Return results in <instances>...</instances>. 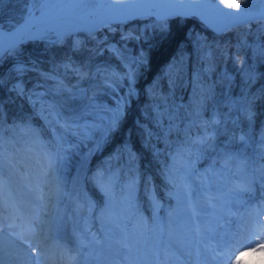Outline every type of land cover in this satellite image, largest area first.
Returning a JSON list of instances; mask_svg holds the SVG:
<instances>
[{
    "label": "rangeland",
    "instance_id": "rangeland-1",
    "mask_svg": "<svg viewBox=\"0 0 264 264\" xmlns=\"http://www.w3.org/2000/svg\"><path fill=\"white\" fill-rule=\"evenodd\" d=\"M55 1L58 0H29L23 17L32 10L37 12L48 3ZM59 1L66 3L68 0ZM216 1L220 2V0ZM106 3L107 0H79V3L71 13L85 12L88 7L90 9L96 4L101 7V5ZM263 7L264 0H249L247 4L248 11L261 10ZM91 14H94V12H91ZM94 16L96 15L94 14ZM125 21L127 20L102 26L106 30L100 35L96 34L98 30H70L69 32L58 34L48 29L38 32L36 38H34H44L47 41L55 40L58 42L68 41L71 48L78 51L88 46L90 51L81 61L73 57H63L58 60L57 64L52 65L50 69H46L32 55L24 57L14 52L15 48L7 52V56L0 58L1 62L6 57L2 62L0 82L8 85V90L25 102L29 108L28 116L30 118L33 117V119L29 120H7L5 111L2 112L0 105V121L4 123L6 129H10L14 125H19L20 127L30 126L39 133L38 139H33L19 129L14 136L9 132H5V139L12 141L6 147L12 157L20 161V174L16 179L21 181V175L23 174L27 181V183L22 182L18 187L15 185V192L23 195L24 192L22 191L33 190V177L36 175L38 178L40 175L45 151L53 150L50 142L52 141L54 129L45 119V117L48 119L53 118L49 116V112L58 113L59 115L55 118L60 120L61 124L66 122L72 124L71 130L64 133L67 143L64 145L63 158L55 164L57 168L55 176L59 179L60 187L64 193L59 200L62 211L60 219L65 216V222L68 220L71 227H74L72 239L79 236L87 244V248L83 252V264H102L104 261H108V264L113 263L117 246L112 239L115 224H109V217H111L112 221L119 222L121 227L125 224L128 225L127 244L129 254L123 258L124 264H145L159 236L162 221L167 229L169 227L167 224L168 213L176 208V198L174 196L170 199L169 196L158 195L153 190L149 191L147 196H142L143 186L139 184L142 178L139 176L138 165L134 160L131 145L127 141L105 153L100 152L101 144L108 135L103 132V129L108 124L110 117L114 115L117 106L120 108V119L126 113L127 108L132 105L131 100L137 99L142 93L136 84L134 63H144V58H142L140 51L133 52L130 47L123 48L118 42L122 36L128 37L127 39H121L123 42L128 40L138 42L140 40L139 35L124 28L122 23ZM152 23L149 18L144 26L152 27ZM203 25L206 26L205 23ZM0 28L4 27L0 25ZM103 49L114 54L116 59H118V63L94 57L96 53H101ZM174 63L176 67L170 71V66ZM179 65L180 59L163 65L162 68L164 69L162 70L161 68L155 78L147 84L148 89L157 90L163 78H167V80L177 79V81L187 84V80H182L181 75H177ZM129 73L131 74L130 80L128 78ZM73 76L81 77L72 80ZM87 77L88 80H94L92 86L96 85L98 91L94 96L84 100L77 109H71V96L74 93L82 92L87 87V84L82 83ZM71 81L77 82L72 84ZM192 84L194 85V83ZM197 87L196 89L191 87L193 89L192 95L196 92L201 94L202 91L201 97L194 98L192 96L194 103L197 104L193 108L195 113L182 120L183 123L181 124L176 112L169 110L170 107H174L170 100L165 97L158 100L161 96L155 97L156 103L153 105V110L156 111L157 106H159L160 111L165 113L163 118L165 121L160 120L156 112H154L152 114L154 124L149 129L154 136L161 133L164 139L168 138V143L163 141V146L166 145L164 151L167 154L165 164L171 165L173 156H176L178 165L184 162L187 158L186 155L177 156V149L181 146L185 150L188 148L196 150L192 158L195 161V167L200 169L201 172L218 160L222 165L223 160L221 158L226 154L235 155L248 163L249 175L254 178L255 182L252 185L251 194L246 199L243 198V200L248 201L249 197L252 200L247 208L242 207L240 204L232 207L231 215L226 218L227 223L224 225L228 234V248L224 249V251L230 253L226 264H259L262 259L260 253L250 250L258 249L264 245V214L258 215L264 210V177L261 176V170L264 169V133L262 132L259 135L261 147L255 154L247 153V155L244 152L228 149L226 144L222 147H215L214 156L206 154L200 148V145L202 147L206 146L211 141L210 139L215 131L214 124L218 118L214 108L209 116L203 113V108L200 109L205 97L203 90L208 87V84L200 82ZM129 89L132 90L131 95H129ZM236 100L234 99L233 103L240 105L241 108L246 104L245 96L241 95L237 103L235 102ZM175 110L178 111L177 108ZM76 123L81 126L86 123L94 124L100 130L94 131L91 134V138L82 139L78 134L73 135L74 132H79V129L75 127ZM170 123L172 127L169 130ZM55 130L62 131L58 125L55 126ZM179 133H183L184 136L180 137ZM170 134H172L171 137H169ZM201 137H210V139L204 144L193 145L190 143V141L200 140ZM225 142L228 141L225 140ZM99 153L100 156L97 161L92 162V158ZM197 155L200 156L199 159H195ZM204 158L209 160L205 161ZM107 165H110L111 172L118 179L109 213L106 215L105 207L108 197L94 183L93 177L98 169ZM25 173H27L26 176L24 175ZM155 176V172L151 171L150 175L145 178H152L153 181ZM132 178H136L138 183L135 192V208L129 209L126 203V185ZM225 179L226 174L221 177V182ZM144 181L142 179V183ZM53 202L55 201L52 199L47 207L49 208ZM53 223L58 228L59 235L68 240L69 238L60 230V220L56 219ZM242 225H244L250 236L247 244L236 246V230ZM173 227L176 238L183 240L185 238L183 226L177 222ZM191 251V258L181 257V261L185 262V264H195L196 262L197 250L192 247Z\"/></svg>",
    "mask_w": 264,
    "mask_h": 264
},
{
    "label": "snow or ice",
    "instance_id": "snow-or-ice-1",
    "mask_svg": "<svg viewBox=\"0 0 264 264\" xmlns=\"http://www.w3.org/2000/svg\"><path fill=\"white\" fill-rule=\"evenodd\" d=\"M248 2L249 0H220L219 3L216 0H168L161 5V0H107L109 8L115 10L114 19L150 18L153 29L161 34L168 31L171 20L189 16H199L206 22L211 20L212 26L221 32L236 23L252 21L261 22L264 28V13L259 16L251 15L247 9ZM127 38L121 37V39ZM219 54L223 57L229 56L226 50H221ZM213 55L209 51L204 53V58L210 60ZM175 67L174 63L169 70ZM128 78L131 79L130 73ZM131 93L132 90L129 89V95ZM156 114L160 120H163L165 113L160 111L159 106L156 108ZM58 115L49 112V116L53 118L45 117L47 123L54 129L50 142L53 150L45 151L44 163L33 189L38 193L36 199L39 204L31 212L23 211L12 196L15 178L20 174V161L15 160L6 147L12 141L5 139V132L14 136L19 129L33 139H38L39 133L30 126L14 125L6 129L4 123L0 121V264H83V252L87 248L84 240L79 236L74 239H64L46 223L47 213L36 211V208H46L53 197L60 199L64 195L60 181L55 176L57 171L55 164L63 158L64 145L67 143L64 133L71 130L72 124L67 122L61 124L60 120L55 118ZM119 117L120 108L117 106L103 132L115 131ZM57 125L62 131L55 130ZM75 127L79 132H74L73 135L78 134L82 139H89L94 131L100 130L96 125L87 123L82 126L76 123ZM171 127L170 123L169 130ZM145 135L151 139L153 133L149 129ZM208 139L210 137H201L200 140L190 143L204 144ZM195 151L194 148L185 150L181 146L177 149V156L186 155L187 158L178 165L176 156H173V163L171 165L166 163L161 173L166 183L172 186L170 195L176 198V208L168 213L167 229L162 221L159 236L145 264H185L181 261V257L191 258L192 247L197 250L195 264H226L228 260L230 253L224 251L228 248V234L224 226L227 223L226 218L231 215V209L235 205L240 204L244 208L249 206L252 198L249 197L248 201H244L243 194L251 192L255 181L249 175V165L232 154H226L221 158L222 165L218 160L201 172L195 167L192 158ZM199 158L200 156H195V159ZM225 174L226 179L221 182V177ZM24 175L26 176L27 173ZM261 176L264 177V169L261 170ZM117 179V176L111 172L110 165L98 169L93 177L94 183L108 197L106 215L109 213L117 187ZM137 183V179L132 178L126 185V203L129 209L135 208ZM259 214H264V210ZM108 222L110 225L115 224L112 239L117 247L113 264H124L123 258L129 254L128 225L121 227V224L112 221L111 217ZM177 222L183 226L185 233L183 240L177 239L174 235L173 226ZM33 239L36 241L35 244L32 242ZM250 251L259 252L262 257L259 264H264V245ZM6 255L7 259H5Z\"/></svg>",
    "mask_w": 264,
    "mask_h": 264
},
{
    "label": "trees",
    "instance_id": "trees-1",
    "mask_svg": "<svg viewBox=\"0 0 264 264\" xmlns=\"http://www.w3.org/2000/svg\"><path fill=\"white\" fill-rule=\"evenodd\" d=\"M28 1L0 0V25L14 26L21 21L26 13ZM148 20L149 18H133L122 23L125 29L140 36L138 42L135 40L123 42L121 39L118 42L123 48L130 47L133 52L140 51L144 58V63H134L136 84L142 93L137 99L131 100L132 105L119 119L116 130L107 133L100 152L105 153L127 141L131 145L134 160L138 165L139 176L145 180L144 183L142 179L139 182L140 186H143L142 196H147V193L153 190L158 195L163 194L172 199L173 196L170 195L172 186L166 183L165 177L161 174L167 160L164 151L166 145L163 146V141L168 143V138L164 139L161 133L152 135L151 139L145 135L149 127L154 124L152 114L156 112L153 110L155 97L161 96L158 100L162 97L170 100L174 107H170L169 110L176 112L181 124L182 120L195 113L193 108L197 104L194 103L192 96L198 98L202 94L201 91V94L196 92L192 95L191 87L196 89L200 82L207 83L208 87L203 90L205 97L200 109L203 108V113L209 116L214 108L218 120L214 124L215 131L211 141L206 146L200 145V148L206 154L213 155L216 152L215 147L226 144L228 149L237 152L257 153L261 147L259 135L264 133V51H262L264 28L261 22H251L218 34L204 26L199 16H189L171 20L168 31L161 34L153 27L144 26ZM104 30L106 28L98 30L96 34L100 35ZM221 50H226L229 56H221L219 54ZM89 51L88 46L78 51L72 49L68 41H47L44 38L29 39L14 49V52L19 53L20 56L32 55L46 69H50L63 57H73L81 61ZM209 51L214 54L210 60L204 58V53ZM94 57L118 63L115 55L106 49L96 53ZM178 59L180 65L177 75H181L182 80H187V84L177 79L163 78L157 90H149L147 84L155 78L162 66ZM3 60L0 62V78ZM77 77L81 76H73L72 80ZM71 82L74 84L77 81ZM93 82L94 80H88V77L82 81L87 87L82 92L72 94L71 109H77L84 100L97 93L98 87L92 86ZM241 95L246 99L243 108L233 103L234 99H237L235 101L237 103ZM0 105L2 112L5 111L7 120L33 119L28 116L29 108L25 102L14 96L8 90V85L1 82ZM178 135L184 136L183 133ZM99 156L100 153L94 156L92 162H96ZM204 160L209 159L204 158ZM151 171L156 175L153 181L152 178H145ZM250 194L251 192L244 193L243 198L246 199Z\"/></svg>",
    "mask_w": 264,
    "mask_h": 264
},
{
    "label": "bare ground",
    "instance_id": "bare-ground-1",
    "mask_svg": "<svg viewBox=\"0 0 264 264\" xmlns=\"http://www.w3.org/2000/svg\"><path fill=\"white\" fill-rule=\"evenodd\" d=\"M216 2L219 3L218 1H216ZM78 3H79V0H68L66 3H61V1L58 0V1H55L52 3H48L44 8L39 9L37 12L32 10L30 13H28L24 17V23L25 24L26 23H37L38 21L45 20L47 17L56 15L58 13H66V14L71 13L73 11V9H75V7L77 6ZM97 6H99V5H97ZM104 6H106L105 7L106 9L102 8V5H101V7L99 6V8H94V9H92V7H90V9H89V7H88L86 9V11L83 12V14L80 13L81 17H83L87 21L88 24L98 23L99 21H101L103 18L106 17V14L108 12L107 11V9H108L107 7H109L108 3L104 4ZM109 10H111V8H109ZM91 12H94V14L96 16H94V14H91ZM248 12L250 13V11H248ZM116 20L122 21L125 19H119V20L116 19ZM206 23H208L210 26H212L211 20H208ZM80 26L81 25L77 21L69 20V21H63V22H58V23L52 24L49 26L48 29L53 30L59 34V33L69 32L70 30H78V29H80ZM21 32H22L21 30H18L16 33L10 34V35L6 36L5 38H2L0 40V48L5 47L8 43H10L11 40L15 39L18 35H20ZM30 35H34V34L30 33ZM33 170H35V168H33ZM33 178H34L33 180H34V186H35V184L38 182V178L36 177V175ZM22 182L27 183L23 174L21 175V181H18L15 178L13 189H12V196H13L14 200L17 202V204L19 205V207L23 211L31 212L35 208V206L37 204H39V201L36 199V196L38 195V193H36L34 190H28V189L25 191H22V192H24L25 195L24 194L21 195L20 193L15 192L14 191L15 185H16V187H18V185H20ZM33 189H34V187H33ZM59 200L60 199H56L55 197H53V201H55V202L51 203L49 208L48 207H46L45 209L43 208L44 211H43V209L36 208V211L42 210L41 212L47 213L48 220L46 223L50 224L52 226V228L57 233H58V228L54 225L53 222L56 219H59L60 225H61L60 230L63 231L62 233L65 234L67 236V238L72 239L74 227L73 228L71 227V224L68 222V220H67V222H65V216H63V218L60 219L62 211H61ZM47 210L50 212H48ZM236 235H237V239L235 241L236 246H240L241 244H247L248 237L250 236V234L244 228V225H242V227H240L239 229L236 230ZM32 242H33V244H35L36 243L35 239H33ZM25 247H27V245ZM5 259H7V255L5 256ZM102 264H108V261H104ZM109 264H113V263H109Z\"/></svg>",
    "mask_w": 264,
    "mask_h": 264
},
{
    "label": "water",
    "instance_id": "water-1",
    "mask_svg": "<svg viewBox=\"0 0 264 264\" xmlns=\"http://www.w3.org/2000/svg\"><path fill=\"white\" fill-rule=\"evenodd\" d=\"M167 2H168V0H162L161 5H163ZM105 7L106 6L102 5V8L106 9ZM94 8H99V6H97V4H96L94 7H92V9H94ZM107 8H108L107 9L108 12L106 14V17L103 18L98 23H95V24H88L87 21L83 17H81V14H83V12H79L81 14H79V13H68V14L58 13L56 15L47 17L45 20L38 21L37 23H26V24L24 23V17H23V19H21V21L16 23L14 26H5L4 28H0V33H2V35H0V40L2 38H5L6 36H8L10 34L16 33L18 30L22 31L20 35H18L15 39L11 40L10 43H8L5 47L0 48V58L5 56L7 54V52H9L10 50L16 48V46H19V45L27 42V40H29V39L36 38V34L38 32L47 30L50 25L58 23V22L75 20L81 25L80 29H78V31H80V30H85V31L94 30V31H96V30L101 29L102 26L110 25L113 22H117V20L113 18L115 10H113V9L109 10V7H107ZM261 13H264V7L261 8V10L250 11V14L253 16H259ZM133 18L144 19L145 17H133ZM133 18H129L126 20H133ZM200 20L203 23H205L206 26L209 27L214 33L219 34V33L225 32V31H222V32L217 31L214 27L210 26L208 23H206L201 18H200ZM252 22H257V21H252ZM244 24H251V23H236L233 26H231L230 28L238 27V26L244 25ZM30 33H33L34 35H30Z\"/></svg>",
    "mask_w": 264,
    "mask_h": 264
}]
</instances>
